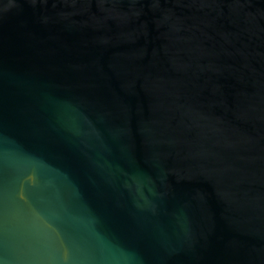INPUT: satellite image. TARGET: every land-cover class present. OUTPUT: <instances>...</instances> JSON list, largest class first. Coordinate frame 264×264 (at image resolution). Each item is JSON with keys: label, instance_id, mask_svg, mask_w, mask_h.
<instances>
[{"label": "water", "instance_id": "obj_1", "mask_svg": "<svg viewBox=\"0 0 264 264\" xmlns=\"http://www.w3.org/2000/svg\"><path fill=\"white\" fill-rule=\"evenodd\" d=\"M0 264H264V0H0Z\"/></svg>", "mask_w": 264, "mask_h": 264}]
</instances>
